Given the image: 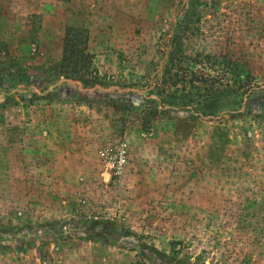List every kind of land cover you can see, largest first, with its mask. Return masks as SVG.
<instances>
[{"label":"rangeland","instance_id":"rangeland-1","mask_svg":"<svg viewBox=\"0 0 264 264\" xmlns=\"http://www.w3.org/2000/svg\"><path fill=\"white\" fill-rule=\"evenodd\" d=\"M186 21L192 54L241 61L259 88L223 104L235 118L171 109L144 130ZM69 27L108 87L60 82ZM121 143L110 174L101 151ZM0 264H264V0H0Z\"/></svg>","mask_w":264,"mask_h":264},{"label":"trees","instance_id":"trees-1","mask_svg":"<svg viewBox=\"0 0 264 264\" xmlns=\"http://www.w3.org/2000/svg\"><path fill=\"white\" fill-rule=\"evenodd\" d=\"M193 32V24L186 21L159 48L158 66L162 67V75L159 80L149 83L145 103L142 104L141 123L144 130H150L154 122L171 109H183L200 118L215 119L218 115L224 117L226 113L235 118L242 113L241 109L223 110V104L245 107L252 93L259 88L255 76L241 61L224 54H192L188 47V35ZM89 44L88 29L67 28L62 57L53 66L60 82L110 85L95 68V54L90 51ZM118 85L125 84L119 82Z\"/></svg>","mask_w":264,"mask_h":264},{"label":"built area","instance_id":"built-area-1","mask_svg":"<svg viewBox=\"0 0 264 264\" xmlns=\"http://www.w3.org/2000/svg\"><path fill=\"white\" fill-rule=\"evenodd\" d=\"M125 143L117 144L109 150H102L101 153L105 157L107 171L110 174H118L124 168L127 162V150Z\"/></svg>","mask_w":264,"mask_h":264}]
</instances>
